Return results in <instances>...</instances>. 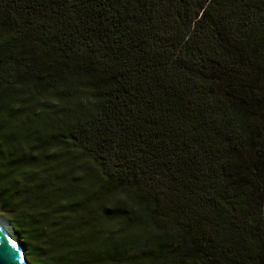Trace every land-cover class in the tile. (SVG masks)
<instances>
[{
  "label": "trees",
  "instance_id": "1",
  "mask_svg": "<svg viewBox=\"0 0 264 264\" xmlns=\"http://www.w3.org/2000/svg\"><path fill=\"white\" fill-rule=\"evenodd\" d=\"M0 217L31 264H264V0H0Z\"/></svg>",
  "mask_w": 264,
  "mask_h": 264
},
{
  "label": "water",
  "instance_id": "2",
  "mask_svg": "<svg viewBox=\"0 0 264 264\" xmlns=\"http://www.w3.org/2000/svg\"><path fill=\"white\" fill-rule=\"evenodd\" d=\"M0 264H31V263L25 257V255L20 254L16 250V248H14L13 245H11L0 234Z\"/></svg>",
  "mask_w": 264,
  "mask_h": 264
},
{
  "label": "bare ground",
  "instance_id": "3",
  "mask_svg": "<svg viewBox=\"0 0 264 264\" xmlns=\"http://www.w3.org/2000/svg\"><path fill=\"white\" fill-rule=\"evenodd\" d=\"M0 234L11 244L16 250L24 255V250L20 243L17 241L14 231L5 219L0 217Z\"/></svg>",
  "mask_w": 264,
  "mask_h": 264
},
{
  "label": "rangeland",
  "instance_id": "4",
  "mask_svg": "<svg viewBox=\"0 0 264 264\" xmlns=\"http://www.w3.org/2000/svg\"><path fill=\"white\" fill-rule=\"evenodd\" d=\"M15 235V234H14ZM16 236V235H15ZM16 239H17V237H16ZM18 241V240H17ZM24 255H25V257L27 258V256H26V253H24ZM28 259V258H27Z\"/></svg>",
  "mask_w": 264,
  "mask_h": 264
}]
</instances>
